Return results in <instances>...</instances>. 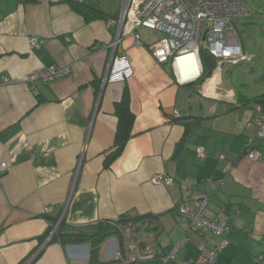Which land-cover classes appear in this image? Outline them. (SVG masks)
I'll use <instances>...</instances> for the list:
<instances>
[{
  "label": "crops",
  "instance_id": "crops-1",
  "mask_svg": "<svg viewBox=\"0 0 264 264\" xmlns=\"http://www.w3.org/2000/svg\"><path fill=\"white\" fill-rule=\"evenodd\" d=\"M72 1L117 16L123 0ZM246 3L251 17L235 21L245 52L243 33L264 25V0ZM116 33L107 19L87 21L68 0H0V162L8 164L0 171V264H131L119 229L95 258L90 242L52 238L58 231L93 236L108 224L119 227L124 216L148 214L134 233L151 249L140 264H189L221 239L178 219L182 203L194 208L204 196L206 216L225 217L230 226L217 264H264V138L255 136L264 91L246 98L217 59L211 75L202 62L199 78L179 81L171 64L152 56L153 40L139 46L133 34L117 41ZM122 52L132 58L133 76L104 83ZM50 66L72 71L50 82L27 80ZM125 91L135 116L132 137L108 166ZM252 138L259 160L248 157ZM155 174L174 182L154 184ZM184 235L187 243L165 262Z\"/></svg>",
  "mask_w": 264,
  "mask_h": 264
},
{
  "label": "built area",
  "instance_id": "built-area-1",
  "mask_svg": "<svg viewBox=\"0 0 264 264\" xmlns=\"http://www.w3.org/2000/svg\"><path fill=\"white\" fill-rule=\"evenodd\" d=\"M252 13L246 0H123L121 11L117 16H111L108 21L117 27L116 39H120L122 33L133 34L136 44L144 45L142 35L138 32L140 28L158 31L162 37L149 45V50L155 60L160 64H171L179 81L180 75L177 63L183 56L197 54L201 70V42L206 32L207 52L222 63H250L253 56L242 48L240 35L235 25L238 19L251 17ZM35 43L36 38H30ZM114 43V47L117 45ZM70 67L50 66L38 69L28 75V81L42 80L44 82L54 81L70 74ZM134 74L132 58L127 52L115 55L105 74L104 83L125 81ZM189 80V81H192ZM186 81V82H189ZM6 83H11L5 78ZM185 82V81H182ZM263 108L258 106V110ZM177 115V112L174 113ZM255 136L264 138V121L258 119ZM254 139L249 140L248 157L259 160L261 154L252 147ZM199 157H204V149H197ZM8 167L7 162H0V171ZM154 184H171L174 179L164 174H155L151 178ZM209 197H201L194 208L189 203H182L178 207V219L185 222L190 218L198 227L211 231L215 236L221 238L212 247H202L199 256L188 261L189 264H217L218 255L227 248L229 240L226 233L230 230L228 220L225 217L211 219L206 216L205 209L208 206ZM49 207L48 210H51ZM123 234L126 258L130 262L142 261L146 255L151 253L150 246L142 248L134 240L135 227L122 224L119 226ZM56 232L54 228L53 233ZM188 238L184 235L174 246L173 252L164 258L166 262L169 257L175 258L178 249L187 243ZM148 245V244H147ZM121 257V256H120ZM257 264H263L258 262Z\"/></svg>",
  "mask_w": 264,
  "mask_h": 264
},
{
  "label": "trees",
  "instance_id": "trees-1",
  "mask_svg": "<svg viewBox=\"0 0 264 264\" xmlns=\"http://www.w3.org/2000/svg\"><path fill=\"white\" fill-rule=\"evenodd\" d=\"M72 7L79 13H81L84 18L89 21L94 18H104L109 19L111 16L104 13L101 10L95 9L88 5L76 3L72 0H68ZM201 60L204 65V71H207L208 75H211L215 67L217 66V60L213 56H211L206 49H201L200 52ZM263 96V95H262ZM262 96L256 97L257 100H260ZM129 99L127 96V92L125 91L123 99L116 104V111L119 117V123L117 128L116 134V141L113 149L106 156V165H110L114 162L120 155L123 153L127 142L132 137V126L135 119L134 114L131 112L129 108ZM151 215H136V216H124L120 218L119 222L122 224L130 225L137 229H142V226H146L148 224L147 220L151 219ZM53 227L46 232V234L42 237L43 239L46 238ZM117 228L120 230L119 227L113 225H106L97 235L93 236H86L80 233L74 234H62L60 231L56 233V235L52 238L53 241H60L62 243H76V242H90L91 243V252L92 258H95L96 253L98 252V248L102 242V240L109 234L114 233L113 229ZM145 229V228H144ZM121 232V231H120ZM147 243L144 242V245ZM131 264H140V261L132 262Z\"/></svg>",
  "mask_w": 264,
  "mask_h": 264
},
{
  "label": "rangeland",
  "instance_id": "rangeland-1",
  "mask_svg": "<svg viewBox=\"0 0 264 264\" xmlns=\"http://www.w3.org/2000/svg\"><path fill=\"white\" fill-rule=\"evenodd\" d=\"M250 26L251 32H245L243 34L246 44L248 45L247 53L253 56L252 62H257L256 66L249 72H244L243 70L248 68L250 63L239 65L236 68H232L229 63H225L222 67L225 80L227 81L229 77L233 76L235 78L234 85L243 95H246V98L259 95V93L264 91V80H261L260 78L264 73V25L259 24L257 27L252 25ZM248 29L249 28L245 30ZM146 30L147 33L142 34L143 40H153L154 42L162 37V34L158 31H153L147 28ZM201 46L202 49H205L207 47V43L203 41L201 42Z\"/></svg>",
  "mask_w": 264,
  "mask_h": 264
},
{
  "label": "bare ground",
  "instance_id": "bare-ground-1",
  "mask_svg": "<svg viewBox=\"0 0 264 264\" xmlns=\"http://www.w3.org/2000/svg\"><path fill=\"white\" fill-rule=\"evenodd\" d=\"M177 70L182 81L186 82L196 78L201 70L197 54H188L180 58Z\"/></svg>",
  "mask_w": 264,
  "mask_h": 264
},
{
  "label": "water",
  "instance_id": "water-1",
  "mask_svg": "<svg viewBox=\"0 0 264 264\" xmlns=\"http://www.w3.org/2000/svg\"><path fill=\"white\" fill-rule=\"evenodd\" d=\"M205 39H206V32H205V34L202 37V40L203 41H205ZM255 66H256V63H254V62L253 63H250L249 66H248V68L244 69L243 71L244 72H249Z\"/></svg>",
  "mask_w": 264,
  "mask_h": 264
}]
</instances>
